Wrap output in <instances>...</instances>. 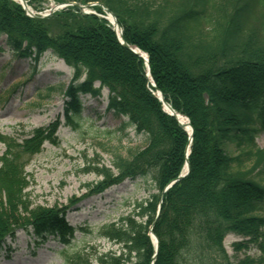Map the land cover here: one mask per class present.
Returning a JSON list of instances; mask_svg holds the SVG:
<instances>
[{"label":"trees","instance_id":"obj_1","mask_svg":"<svg viewBox=\"0 0 264 264\" xmlns=\"http://www.w3.org/2000/svg\"><path fill=\"white\" fill-rule=\"evenodd\" d=\"M56 1L98 3L113 12L124 41L147 53L156 88L145 61L95 15L67 8L31 18L13 1L0 0V37L6 36L20 59L37 63L51 51L73 70L61 91L65 123L76 130L84 118L81 96L99 98L109 91L108 111L126 118L121 129L134 127L146 136V145L127 154L111 150V166L98 162L87 170L103 178L96 189L141 181L149 195L98 229L120 251L74 248L76 232L86 229L70 224L66 211L31 208L20 151L7 152L0 170V246L17 229L32 230L38 242L53 238L66 247L64 264H151L154 224L159 240L154 264H264L263 255L233 261L224 244L235 234L246 239L233 244L236 250L254 243L264 254V148L256 141L264 132V0ZM78 17L83 23L60 33L49 29ZM155 89L194 129L190 172L164 194L185 165L189 135L164 112ZM55 91L51 87L40 96ZM45 135L35 130L24 142L26 150L37 152Z\"/></svg>","mask_w":264,"mask_h":264},{"label":"rangeland","instance_id":"obj_2","mask_svg":"<svg viewBox=\"0 0 264 264\" xmlns=\"http://www.w3.org/2000/svg\"><path fill=\"white\" fill-rule=\"evenodd\" d=\"M9 1L25 12L19 1ZM25 1L36 15L50 13L61 4L56 0ZM80 4L86 7L81 9L70 5L56 12L73 8L75 14L95 15L111 25L105 18L108 15L99 5ZM80 23L83 22L79 17L63 18L49 29L52 33H60L67 25ZM72 77L73 70L51 51L34 63L30 59L16 57L7 44L6 36L0 37V170L1 159L7 152L20 151L26 180L23 192L30 207L66 211L70 224L84 227L86 230L76 232L74 248L95 247L101 253L120 251L119 244L99 237L98 229L128 214L135 201L148 197V189L143 182L130 180L96 189L103 178L89 172L87 166L98 162L111 166V150L119 149L127 154L131 148L144 147L146 136L137 133L132 126L121 129L127 119L108 111L107 89L99 98L81 96L84 118L77 130L68 126L63 116L66 96L61 89L66 88ZM17 85L16 91L9 94ZM51 87L56 91L48 98H42L40 95H47ZM37 129L45 130L47 138L40 141L37 152L29 153L24 142L32 139ZM256 141L260 148H264V132ZM245 240L235 234L226 236L224 244L233 261L245 256H264L254 243L241 250L233 247L235 242ZM65 248L53 238L38 242L32 230L27 233L17 229L15 237H7L0 246V264H64L62 251Z\"/></svg>","mask_w":264,"mask_h":264},{"label":"water","instance_id":"obj_3","mask_svg":"<svg viewBox=\"0 0 264 264\" xmlns=\"http://www.w3.org/2000/svg\"><path fill=\"white\" fill-rule=\"evenodd\" d=\"M19 1V3L23 6V8L28 12V14L31 16V17H35V18H46L48 16H50L53 12L56 11V8L55 9H52L51 10V13L47 14V15H43V16H40V15H35L32 11H30V9L28 8L27 6V2L25 0H17ZM71 5L77 7V8H85L86 6H83L79 3H70ZM106 13H108L109 15H112L114 17V20L115 22H112V24L114 25V30L116 31L117 33V36L120 40V42L123 44V46L125 48H127L129 51H131L132 53L136 54L137 56H139L140 58H143L145 61H146V64H147V67H148V76L150 75V70H149V63H148V56L141 52L138 48L136 47H133V46H130L128 45L124 39H123V36H122V29L120 27V25L118 24L117 22V18L116 16L114 15V13H112L110 10L108 9H105ZM152 81V80H151ZM153 83L152 85L155 87V84L154 82H151ZM156 97L160 100V102L162 103V106H163V110L168 113L170 116H172L173 118H175L177 120V122L182 126L184 127L187 131H188V127H190V130L191 132L189 133L190 134V139H189V144H188V147H187V157L189 156L190 154V147H191V144H192V141H193V133H194V130H193V127L190 123V121L188 120V124L186 125L185 123H183L181 120H180V114H178L172 107L170 104H168L165 99H164V95L162 94V92L160 90L157 89V93L155 94ZM205 99L208 100V97L207 95H205ZM189 132V131H188ZM190 172V164H189V161L187 160L186 161V166L185 168L183 169L182 173L178 176L177 179L173 180L172 182H170L167 186V188L165 189V192L167 190H169L172 186H174L177 182L181 181L182 179H184ZM161 208H162V204L160 203L159 205V210H158V216L160 215V211H161ZM151 237L155 243V246H156V253L152 259V264L157 256V252H158V249H159V241H158V238L156 237L155 234L151 233Z\"/></svg>","mask_w":264,"mask_h":264},{"label":"bare ground","instance_id":"obj_4","mask_svg":"<svg viewBox=\"0 0 264 264\" xmlns=\"http://www.w3.org/2000/svg\"><path fill=\"white\" fill-rule=\"evenodd\" d=\"M108 17H109V20H110L111 22H115L114 17H113L112 15H109ZM179 118H180V120H181L183 123H185L186 125L188 124V119H187L186 117H184L183 115H180ZM188 131L191 132L190 127H188Z\"/></svg>","mask_w":264,"mask_h":264}]
</instances>
